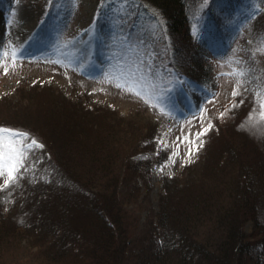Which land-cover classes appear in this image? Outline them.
<instances>
[{"label": "rangeland", "instance_id": "374dc122", "mask_svg": "<svg viewBox=\"0 0 264 264\" xmlns=\"http://www.w3.org/2000/svg\"><path fill=\"white\" fill-rule=\"evenodd\" d=\"M243 1L256 7L259 0ZM25 9L29 11V20L21 16ZM98 11V0H62L59 4H54V0H0V45L9 52V56L0 61V124L28 127L34 138L40 136L55 152L57 144L52 131L65 128L63 125L70 119L65 118L67 113L56 114L53 110L65 107L75 112L66 103L69 97L81 95L83 105L90 111L87 114L80 108L82 113L76 110L74 115L89 125L86 139L81 140L78 132L80 139L76 141L89 143L97 148V154H88L90 150L87 153L84 149L79 152L88 155L86 158L77 153L74 157L70 153L73 148L65 149L64 155L85 180L92 174L101 193L107 192L104 193L107 195L111 190L107 196L95 191L92 195L82 186L74 185L75 191L54 193L65 202L59 209L54 206L47 214L50 230L46 231L41 225L35 227L39 216L31 201L27 210L32 212L27 220L32 221L33 226H25L20 206L14 205L15 199L25 195L23 181L37 170V174L45 172L49 157L43 148H36L25 161L27 171L22 169V179L7 188H2L3 179H0L1 193L9 194L12 200L3 207L0 201L1 220H6L2 222V233H11L9 239L16 233L22 239L12 241L11 250L8 242L0 243V264H42L36 258L46 254L45 248L51 243L59 244L57 240L64 229L69 233L83 229L94 232L99 227V218L107 222V218L115 219L118 213L125 218L124 228L127 229L122 248L124 264H147L154 247L164 239L159 213L162 198L166 196L163 182L167 178L181 175L189 161L190 168L178 184V194L170 195L165 202L169 208L180 205L181 210L187 212L192 209L191 205L198 204L199 197L209 186L224 192L230 184L237 190L247 187L248 181H241V166L236 163L249 161L254 165V160L261 157L264 164V122L254 114V109L258 110L257 99L247 86L248 79L243 77L240 79L245 83L239 95L233 97L237 77L226 75L237 70L245 72L244 63L248 61L258 77L264 73V54L257 51L264 44V38L250 43L252 32L245 24L234 35H229L226 29L223 41L215 45L206 39L213 70L209 85L203 90L193 87L186 76H160L159 71L152 68L158 61L156 53L165 55L162 25L144 16L134 1L121 0L106 18ZM239 12L246 18L249 11ZM248 14L251 19L257 15ZM27 21L31 32L18 35L19 24ZM179 43L183 47L180 52L188 57V42L182 39ZM12 49L17 50L15 61ZM246 51L247 59L241 60ZM132 73L145 86L141 89L137 85L132 89L141 91V96L117 87L128 84ZM221 113H225L223 118H220ZM209 123L213 127L200 138L203 146L198 151L194 148L191 157H196L188 159L190 145L180 144L177 137L201 131ZM111 125L112 128H106ZM161 140L163 145L159 143ZM56 158L66 162L58 155ZM91 159L95 164L89 166ZM68 178L74 183L71 176ZM37 182L38 178L34 177L31 185ZM112 182L113 190L108 185ZM70 193L75 199L67 197ZM230 197L225 194L222 198L226 203L225 199L228 201ZM257 211L255 220H244L243 230L252 240L259 237L264 240V211ZM72 240L75 245L84 244L82 238ZM82 251L75 250L69 259H77ZM257 254L264 258V251ZM246 255L242 264L256 263L258 256ZM259 263L264 264L261 260Z\"/></svg>", "mask_w": 264, "mask_h": 264}, {"label": "trees", "instance_id": "16d2710c", "mask_svg": "<svg viewBox=\"0 0 264 264\" xmlns=\"http://www.w3.org/2000/svg\"><path fill=\"white\" fill-rule=\"evenodd\" d=\"M61 1L54 0V4H59ZM120 1L98 0V13L106 18L113 13V8ZM132 1L135 2V5L139 8V11H142L144 16H150L154 21L162 25V42L165 49L163 53L165 55L156 53L158 61L152 64V68L159 71L160 76L164 75L169 78L174 75L186 76L192 86H197L203 90L209 85V77L213 70L211 51L208 49L206 39L207 41H212L215 45L225 38L226 29L229 35H234L236 31L239 32V29L241 31V27L245 24L249 25L250 33L252 32L250 43L264 38V19H262L264 17V0H259L260 2L258 1L256 7H251L250 2H244L243 0ZM246 4L247 6L244 7ZM239 10H242L243 13L248 10L249 12H255L257 15L251 19L248 16L249 12H247L246 18H243ZM182 39L188 42L187 47L190 50L188 57H186L187 54L185 52H180L183 47L181 48L179 41H182ZM246 59L247 51L241 60ZM188 64L189 66H187ZM244 64L246 66V75L243 79H248L247 86L249 89H252L253 93L264 89V73H260L258 77L250 61ZM257 78L262 87L257 82ZM81 99L79 94L68 98L69 102L66 104L72 106L75 112L66 110L65 107L53 110L55 113H67L65 118L70 119L63 125L65 128L52 131L56 137L54 140L57 144L55 147L56 153L53 152L50 145L43 141V138L40 136L35 138L43 145L44 154L49 155V157L46 160L45 166L47 169L45 168V172L37 174V170L35 174L28 177V180L23 181L21 186L26 187L25 195H21L18 200L15 199L14 205L15 207L20 206L19 211L21 216H23V220L26 221L24 222L25 226H33V222L27 220V215L32 212L27 210L31 201L34 203V210L39 216L35 219V227L41 225V228L46 231L50 230L47 214L54 206L59 209L65 202L61 198L59 200L54 193L64 192V190L75 191L76 187L81 188V186L86 193L92 195H94L93 191L99 193L100 196H105L106 194L104 193H107H101V187L96 185L92 174H90L91 176L87 175V180L84 179L81 173L78 174L77 167L70 163L68 164L67 155H64L65 149L68 151L73 148V153L70 152L72 156H74V153L82 154L84 157L88 156L79 152L84 149L87 153L90 150L88 154H97V148L89 146V143L76 141L80 139L77 137L78 132L82 136L81 140L86 139L85 131H87L86 129L89 125V123L86 124L81 120H77L78 116L74 115L77 114V111H80V108L87 114L90 111L86 109L83 105L85 102ZM65 118L62 117L61 119ZM0 127L18 129L28 133L30 138H34L33 132L28 127H22L19 124L10 125L3 123L0 124ZM106 128H112V125L106 126ZM56 155L61 160L65 159L66 162L64 160L59 162ZM194 157L196 156L194 155L188 159H193ZM223 158L227 159L225 156ZM87 164L89 166L94 165V159H91ZM236 164L241 166L239 168L242 170L240 179L242 182L243 180L248 181L247 187L237 190L234 186L230 187V184L227 185V191L224 192L222 189H212L209 186L210 188L207 187L199 197L198 204L196 206L194 204L191 205L190 208L192 209L187 212L182 211L180 205L169 208L165 202L170 195L178 194L176 193L177 187L190 168L189 161L184 166V172L181 175L167 178L163 182L166 196L161 201L159 219L165 234L159 246H156L157 248L154 247L153 253L151 251L152 254L147 264H242L246 258L245 256H247L246 254L252 255V257L258 256L255 264H258L259 260L264 262V258L261 259V255L257 254V252L262 253L264 251V240L260 237L252 240L243 230L244 220H255V216L258 213L257 209L264 211V164L261 157H257L254 160V165L249 161ZM37 167H39V164H37ZM66 174L72 177L74 183L69 180ZM34 177L38 178V182L32 186L31 182ZM204 177L207 178L206 175ZM71 183L73 184L72 187ZM108 185H110L112 190L115 188L114 182ZM109 192L111 193V190ZM109 192L107 195H109ZM225 194L231 196L228 201L225 199L226 203L222 198ZM70 195L71 193L67 197L71 200L75 199L72 195L69 197ZM67 197L65 198L67 199ZM0 201L3 207V205L12 200H10L9 194L1 193ZM111 206L112 204L109 207L111 208ZM119 211L121 210L119 209ZM1 219L2 216L0 215ZM99 219V227L94 232L83 229L82 231L76 230L69 233V230L64 229V234H61V237L57 240L59 244L51 243V245H48L45 248L46 254H42L41 258H36L37 261L42 262V264H66L64 262H69L70 260L74 261L73 264H124L122 257V251L124 250L122 248L125 246L124 236L127 233V229L124 228L125 218L121 213H118L115 219L107 218V222L101 218ZM2 222H6V220L0 221V243L2 241L8 242L9 250H11L13 248L11 242L22 239L18 238L19 235L16 233L9 239L11 233H7V235L2 233ZM50 226L55 227L56 225ZM30 232L34 233V231ZM177 237L178 240H176ZM74 238H82L84 244L75 245L72 240ZM75 250L83 251L77 255V259H69L70 254H73Z\"/></svg>", "mask_w": 264, "mask_h": 264}, {"label": "snow or ice", "instance_id": "6c2138e0", "mask_svg": "<svg viewBox=\"0 0 264 264\" xmlns=\"http://www.w3.org/2000/svg\"><path fill=\"white\" fill-rule=\"evenodd\" d=\"M43 23V21H41ZM257 51L264 54V44L261 45ZM12 59L15 61L17 58V50L12 49ZM9 56V52L4 50L3 46L0 45V61H3ZM5 74H7V69L5 68ZM237 77L235 82V86L232 92V96L235 97L239 95V90L243 87L245 81L240 79V77H244L246 75L243 71H234L232 73L226 74ZM137 85H140L141 89L145 86L140 84V79L136 78L135 73L131 74V80L126 85H117V87H121L125 90L132 91ZM132 94L141 96V91H132ZM257 103L258 110L254 109V114L257 115L258 119L264 122V89L254 93ZM235 107V105H233ZM163 112V109H161ZM225 113L220 114V118H223ZM253 116L250 115L249 119H252ZM213 125L211 123L208 124L207 128H203L201 131L195 133H189L187 136L183 138L177 137V140L180 144L187 143L190 145L188 148L187 155L191 157L193 153V149L196 151L199 150L200 147L203 146V141L200 139L203 135H205ZM189 136L191 139H189ZM199 141V144L197 143ZM162 145L164 141H159ZM166 146V145H165ZM179 144H177V148ZM36 148H43V145L39 143L35 138H30L29 134L18 129H11L7 127H0V179H3L2 188H7L11 184H15L19 179L23 178V171H27V167L25 165V161L28 158L29 153L33 152ZM175 154V153H174Z\"/></svg>", "mask_w": 264, "mask_h": 264}, {"label": "bare ground", "instance_id": "6f19581e", "mask_svg": "<svg viewBox=\"0 0 264 264\" xmlns=\"http://www.w3.org/2000/svg\"><path fill=\"white\" fill-rule=\"evenodd\" d=\"M28 13H29V11L28 10H23L22 11V13H21V16L22 17H25L27 20H29L28 19ZM19 28H18V30H17V32H18V35L20 34V33H24L25 31H30L29 30V23H28V21L27 22H24L23 24L21 23V24H19V26H18ZM31 32V31H30ZM29 32V33H30Z\"/></svg>", "mask_w": 264, "mask_h": 264}]
</instances>
